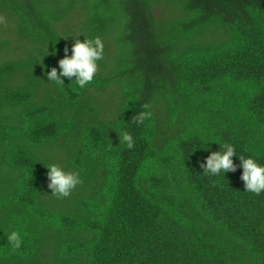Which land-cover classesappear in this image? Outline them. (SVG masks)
<instances>
[{"label":"trees","instance_id":"obj_1","mask_svg":"<svg viewBox=\"0 0 264 264\" xmlns=\"http://www.w3.org/2000/svg\"><path fill=\"white\" fill-rule=\"evenodd\" d=\"M71 36L84 89L48 81ZM224 143L264 164V0H0V264H264V193L199 166Z\"/></svg>","mask_w":264,"mask_h":264},{"label":"clouds","instance_id":"obj_2","mask_svg":"<svg viewBox=\"0 0 264 264\" xmlns=\"http://www.w3.org/2000/svg\"><path fill=\"white\" fill-rule=\"evenodd\" d=\"M74 39L71 49L64 50V57L58 61V69L52 68L47 74L49 82L65 84V79L72 81L80 89L86 88L92 83L99 71L98 62L104 56V44L99 37L87 38L82 42L78 37ZM69 51L71 54H69ZM53 55L56 53L53 52ZM75 78V79H73ZM149 113H140L136 116V122L142 124ZM120 142H126L132 147V137L123 134ZM233 157H238L240 164L234 163ZM203 174L219 176L229 172L235 173L237 168L243 169L240 180L244 182L246 192L260 195L264 193V164H260L257 158L237 155L235 146L224 143L220 151L212 152L199 162ZM48 188L58 198L68 197L81 183L80 175L76 171H69L59 164H50L48 167ZM7 241L16 249L22 246V238L19 232L12 231L7 235Z\"/></svg>","mask_w":264,"mask_h":264}]
</instances>
